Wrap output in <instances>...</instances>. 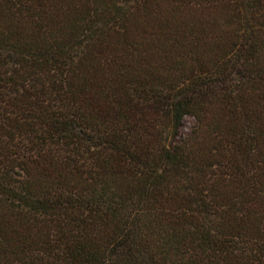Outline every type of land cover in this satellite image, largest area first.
I'll return each mask as SVG.
<instances>
[{"label": "trees", "instance_id": "16d2710c", "mask_svg": "<svg viewBox=\"0 0 264 264\" xmlns=\"http://www.w3.org/2000/svg\"><path fill=\"white\" fill-rule=\"evenodd\" d=\"M0 264H264V0H0Z\"/></svg>", "mask_w": 264, "mask_h": 264}, {"label": "rangeland", "instance_id": "374dc122", "mask_svg": "<svg viewBox=\"0 0 264 264\" xmlns=\"http://www.w3.org/2000/svg\"><path fill=\"white\" fill-rule=\"evenodd\" d=\"M192 119L191 118H186L184 120V127H183V131L186 132L188 131V129L190 128L191 124H192Z\"/></svg>", "mask_w": 264, "mask_h": 264}]
</instances>
